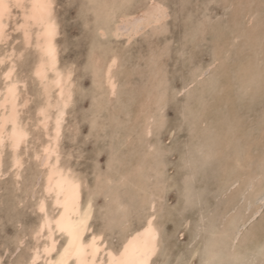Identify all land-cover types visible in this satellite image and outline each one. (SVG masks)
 Segmentation results:
<instances>
[{
    "label": "rangeland",
    "instance_id": "1",
    "mask_svg": "<svg viewBox=\"0 0 264 264\" xmlns=\"http://www.w3.org/2000/svg\"><path fill=\"white\" fill-rule=\"evenodd\" d=\"M53 3L57 68L71 74L60 163L82 180V203L89 204L86 237L102 234L104 246L118 250L153 213L160 247L151 264H202L209 239L261 208L242 229L250 235L253 226V239L260 242L251 236L241 247L252 242L249 246L258 249L253 255L261 253L251 256L258 264L264 255V192L254 197L264 187V0ZM18 13L13 9L18 16L8 21L0 56L11 47L20 52L15 77L23 80L28 106L21 107L20 117L30 134L19 151L22 168L12 169L11 150L4 151L0 258L5 264L25 263L32 246L44 242L33 235L42 198L53 211L42 189L45 167L35 158L46 140L36 125L45 101L33 73L38 50L26 47L14 31ZM113 58L116 87L110 94L104 71ZM8 65L0 64V86ZM57 238L60 246L63 236Z\"/></svg>",
    "mask_w": 264,
    "mask_h": 264
},
{
    "label": "bare ground",
    "instance_id": "2",
    "mask_svg": "<svg viewBox=\"0 0 264 264\" xmlns=\"http://www.w3.org/2000/svg\"><path fill=\"white\" fill-rule=\"evenodd\" d=\"M16 3H17V0H0V11L4 10L5 8L7 9V14L4 16H0V23L9 25L10 22L8 24V21L10 19H12L13 15H14L13 9H17V11L19 12L18 14L20 16L19 17L20 20H18L19 22L16 21L15 25L13 27L15 28V26L19 23H23V24L27 25L28 26V35H27V43L28 44H25V39L22 35H21V38H22L26 47L30 46V45L31 46L34 45L36 50H38V59H37L36 65L33 69L34 75H35L36 69L39 70L43 66H47V68H48L47 79L44 82L41 81L39 79V77H37L35 75L37 80H39V82H40L39 87H42L43 91L41 90V92L43 93V95L45 97V101L41 105H39V107L37 109V114H38V121L37 122L38 123L36 125H37V127L40 126L41 128H43V130L45 131V136H46V140L43 143H41V145H39V147H38L40 149L39 150L37 149L38 152H36V157L39 156V159H41L40 165L45 167L44 170H46L45 173H43L45 180H44V186L42 187V189H44L45 195L50 196L52 199L53 211H51V212L47 211L45 213V216L47 217V219L50 221V223L53 226L52 227V233H53V237L55 240V247H56L55 256L57 258H59L61 255H63L65 253V249L68 248L69 243L74 241L73 247L69 249L70 258L67 260V264H151L153 257H155L154 255L158 252V248L160 247L159 246V232H158V229L156 227L157 225H155L153 213L148 215L145 223L140 228L131 231L126 236L121 247H119L118 250H115L116 248L115 249L112 248V247H114V244H113V246L111 245L112 246L111 248H106L104 246L103 242L101 241L102 240V238H101L102 234L97 235V234L93 233V234H91V236L86 237L85 234H86L87 230H89L88 229V221H89L88 220V216H89L88 215V206H89V204L87 207H85V204L82 203V191H83V189H82L83 184L81 182L82 180H80V176L79 177L76 176L70 168L61 166L63 164L60 163L61 153L59 151V138H60L61 129H62L61 128L62 120L64 118L63 117L64 109H65L66 105L68 106L67 103L68 102L70 103L69 100H71L70 99V95H71L70 94V87H69V85L71 84V83H69L71 74L69 75L68 73H63L62 71H59L60 69L57 68V66H58L57 65L58 64V55L59 54H58V50H57V46H56V37H57L59 29L57 27L58 25L55 21L54 15H53L54 3H53V0H19L21 7H16ZM15 15H14V17H15ZM16 16H18V15H16ZM42 20L50 21L52 24L55 25V31L51 35L48 34L47 24L42 23L41 22ZM21 31H23V29H21ZM7 34H8V32H7V28H6L4 30V39L2 42H4L5 40L8 39L9 36H7ZM117 35H118V33H117ZM47 44L50 46L52 52L54 53V64H50L48 61V56H47V51H46V45ZM18 55H20V52L15 51L11 47V50H9V52L0 56V59H3L5 62V61H9V57H13V59L11 60V63H13L15 65L14 58L18 57ZM115 63H117L116 59L115 58L111 59L109 61V63L107 64L105 71H104L105 72V82L108 86L110 94H113L115 92V87H116V82L114 80V75H113L114 74L113 73V67H114ZM5 70L2 72L3 74L1 76L2 80H3V85L0 86V102H3L4 97L7 95L6 83L17 82V83H19L20 87L18 89L19 96H18V99L16 101L15 107H13V105L11 103H0V138H3V140H4L3 148L0 149V173L3 171V169L1 170V168L3 165V158H4V153H5L4 151L6 150L5 149L6 146H8L9 147L8 149L11 150V138L13 136L14 128L17 126L21 127L24 130V132L27 133V138L29 137V134H30L28 127H27L28 125L24 121H22L21 117H20V115H21L20 109H22L21 107L26 106L28 104V99L26 97H23L22 92H21V88H22L21 84L23 83V80H20L19 77H15V71H14L11 81L6 82L4 79ZM253 70H255V69L253 68ZM50 73H51V75H50ZM25 82H27V81H25ZM54 90H56V91H54ZM52 92L57 93L54 100H53V98H51ZM43 95H41V96H43ZM110 99H112V98H110ZM41 109L45 110V112L47 114L46 124L41 123V121L44 119V117L40 114ZM53 109H56V111H57V112L55 111L56 112L55 115H53L54 114V112H52ZM147 122H148V120H147ZM147 126L148 125H146V129H147ZM148 128H149V126H148ZM147 130L149 132L150 129H147ZM146 134H147V132H146ZM241 134H242V131H241ZM26 140L23 142L24 144H25ZM262 146H263V144H262ZM47 148H50V151L48 153V156L50 157V159L48 160V162L46 164L45 149H47ZM259 149H261V148H259ZM259 149H258V151H260ZM254 150H255V148H254ZM19 151H20V149L16 153L10 152L11 153V164L10 165H11L12 169L15 168L16 170H18V169L22 168L21 167L22 166V156H21L22 154H20ZM258 151H256V152H258ZM252 155H251V157H253ZM16 159L20 160V166L19 167H13ZM251 160H252V158H251ZM251 160H249V161H251ZM238 162H241V161H238ZM244 162H245V160H243V163ZM8 164L9 163H7L6 165L9 166ZM244 164H242V165H244ZM229 165H230V163H229ZM244 166L247 167L246 165H244ZM247 168H250V166ZM249 170H251V169H249ZM76 171H77V169H76ZM19 172H17V176H18ZM79 173H80V171H79ZM224 173H225V171H224ZM246 173H248V172H246ZM246 173H245V176H246ZM7 174H8V172H7ZM10 175H11V173H10ZM223 175H225V174H223ZM33 176L35 177V175H33ZM21 177H24V176H21ZM226 177H224V178H226ZM239 177H240V175H239ZM33 179H35V178H33ZM227 180H226V182H227ZM254 181H255V179H254ZM262 181H264V180H262ZM83 182H85V181H83ZM107 182H109V181L107 180ZM246 183H248V182H246ZM41 184L42 183H40V185ZM230 185H231V183H230ZM245 186H243V187H245ZM230 188H232V187H230ZM85 190H86V188H85ZM222 190H223V188H222ZM238 191H240V190H238ZM256 192L254 191V194H255L254 197L255 198L264 192V187H261V189L259 188V190ZM84 195H86V194H84ZM148 197H149V195H148ZM227 197H228L227 199H229V196H227ZM262 199H264L263 196L261 197V200ZM41 200L45 201V199H43V198ZM86 200H88V199H86ZM229 200H227V201H229ZM235 200H237V199H235ZM150 204H153V203H150ZM258 205L255 207H258ZM37 206L39 209V203ZM150 206H151V208H153L152 205H150ZM226 206H225V208H226ZM231 206H232V204H231ZM235 206H232V207L235 208ZM206 208H208V207H206ZM118 209H119V207H118ZM260 209L256 208L255 211L252 212V215L249 212L250 213L249 215H251L250 218H248V217L243 218L242 217V219L238 220V222H235L234 226L232 225V227H230L226 232L224 231V233H222V234H225L226 237H224L221 233H217L218 232L217 231L216 233L219 237H214L213 239L208 240L207 246H206L207 247L206 253H205L204 258H203V263L202 262L201 263L202 264H254L256 262L255 261L256 259L255 258L253 259L251 256L260 257L259 254H261V253H259L257 255H253V251H255L256 249L254 248L255 246L252 247L253 245L249 246L252 243L251 241H250L251 243L248 244L247 247L245 246L246 248H243L244 250H241V247H243V245H245V243L249 241L251 236H252L251 238L253 239V236H256L257 231H255V233H254L252 231L254 227L252 226V228H251L252 230H250L251 231L250 235L248 232V234H246L244 236L245 233H242V231H243L242 229H244L252 221V219H255V217L260 212ZM150 210H152V209H150ZM201 210H203V209H201ZM119 211H120V209H119ZM115 212H118V211H115ZM153 212H155V211H153ZM202 212H204V211H202ZM224 212H225V210H224ZM237 212H238V210H237ZM225 213H228V211ZM246 218H248V219H246ZM40 219L41 220L39 221L38 225L43 223L42 218H40ZM122 219H123V217H122ZM227 223L229 225L230 222L228 221ZM38 225H37V227H38ZM261 225H263V224H261ZM37 227L33 232L34 237H35V232L37 231ZM261 228L263 229V227H261ZM261 228H259V229L261 230ZM257 229H258V227H257ZM262 232L264 233V231H262ZM58 235L63 236V240H62L63 242L60 246L58 245V238H57ZM42 237L43 236H41V238ZM259 237H262V236L260 235ZM35 239L37 241H39L40 237H35ZM263 239H264V236H263ZM263 239H262V241H263ZM253 241L258 242L259 240L253 239ZM108 243H109V241H108ZM261 244H264V243L261 242ZM45 245H48L49 247H51L49 241L44 238L43 243H41V244L37 243L35 245V247L33 245L32 248L33 249H37V248L40 249L41 255H43L42 249ZM115 246H116V244H115ZM259 248H260V246H259ZM257 252H258V249H257ZM262 252H263V250H262ZM26 253H27V251H26ZM30 255L31 256L30 257L28 256V258H27L28 260L25 263L23 262V264H30V259L32 257V254H30ZM261 256H262L261 260H259L257 262L258 264H264V255L262 254ZM25 257H26V255H25ZM44 259L46 261V260L51 259V258H44ZM250 259H253L254 261H252Z\"/></svg>",
    "mask_w": 264,
    "mask_h": 264
},
{
    "label": "snow or ice",
    "instance_id": "3",
    "mask_svg": "<svg viewBox=\"0 0 264 264\" xmlns=\"http://www.w3.org/2000/svg\"><path fill=\"white\" fill-rule=\"evenodd\" d=\"M16 7H21L19 0H17ZM7 14V9L0 11V16H4ZM42 23L47 24V31L48 34L51 35L55 31V25L52 24L50 21H41ZM9 25L0 23V42L4 39V30L8 28ZM23 29V31H21ZM14 31L22 35L25 39V44L27 43V35H28V26L19 23L15 26ZM46 51L48 56V61L50 64H54V53L52 52L50 46L46 45ZM13 57H9V65L5 70V81H11L13 72L15 71V65L11 63V60ZM0 64H4V60L0 59ZM48 74V68L47 66H43L41 69L35 70V75L39 77L41 81H45L47 79ZM20 85L17 82H11L6 83V91L7 95L4 97V101L0 103H11L13 107H15L16 101L19 96V89ZM40 114L44 117V119L41 121L42 124H46L47 121V114L45 110L41 109ZM27 139V133L24 132V130L17 126L14 128L13 136L11 138V152L16 153L20 148L22 143ZM4 140L3 138H0V149L3 148ZM50 151V148L45 149V157H46V164L50 157L48 156V153ZM39 159V156L36 157ZM20 166V160L16 159L14 162L13 167H19ZM48 211V205L44 200H41L39 202V212L41 214L43 223L38 225L37 231L35 232V237H41L43 236L45 239H47L51 245L49 247L48 245H45L42 249L43 255H41L40 249H32V257L30 259V264H67V260L70 258L69 249L73 247L74 241L69 243L68 248L65 249V253L61 255L59 258L55 256L56 253V247H55V240L52 233V224L45 216V213ZM23 243V242H21ZM18 251V249H17ZM78 254V253H77ZM44 258H51L45 261ZM0 264H5V258H0Z\"/></svg>",
    "mask_w": 264,
    "mask_h": 264
}]
</instances>
